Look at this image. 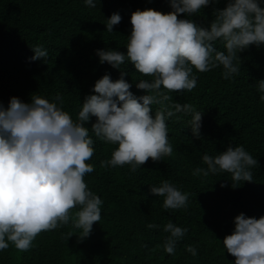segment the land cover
<instances>
[{
  "label": "trees",
  "instance_id": "obj_1",
  "mask_svg": "<svg viewBox=\"0 0 264 264\" xmlns=\"http://www.w3.org/2000/svg\"><path fill=\"white\" fill-rule=\"evenodd\" d=\"M93 2L94 8L85 0H0V105L7 108L13 96L30 103L32 95L53 101L60 94L63 110L76 120L84 97L94 94L95 82L106 73L113 81L120 76V70L100 63L97 50L126 53L131 14L137 9L172 10L169 0ZM227 2H210L192 17L181 14V18L207 27L214 9L224 8ZM259 3L264 7V0ZM113 13L122 19L109 33L107 18ZM37 45L48 52L44 60L31 59L32 47ZM215 46L226 51L221 41ZM238 55L241 70L232 78H223L222 66L209 72L194 68L196 87L170 93L174 103L191 104L202 112L200 136L192 134L190 114H177L180 120L167 118L173 153L159 162L149 158L136 172L128 164L102 167L101 161L111 159L118 145L95 137L91 132L95 117L86 122L94 141V154L87 163L94 165V171L84 181L103 201L100 221L83 240L82 230L74 229L70 219L67 225L41 232L28 251L9 243L0 251V264H234L235 257L223 246L224 237L235 229L234 218L241 212L247 217L264 216V93L256 86L264 80V44L250 45ZM121 70L127 71L130 91L144 95L136 83L152 77L138 73L127 60ZM158 107L152 106L153 116ZM239 145L258 161L251 169L252 182L233 187L230 173L193 175L195 169L207 168L205 154L215 157L228 146ZM164 180L189 194L186 209L166 210L164 198L150 192L151 186L158 187ZM168 222L188 229L174 254L164 251L170 233L163 229ZM149 224L158 227L150 229ZM189 246L196 255L187 251Z\"/></svg>",
  "mask_w": 264,
  "mask_h": 264
},
{
  "label": "clouds",
  "instance_id": "obj_2",
  "mask_svg": "<svg viewBox=\"0 0 264 264\" xmlns=\"http://www.w3.org/2000/svg\"><path fill=\"white\" fill-rule=\"evenodd\" d=\"M169 2L172 10L167 13L148 8L131 14L126 53L97 50L100 63L120 70V76L113 81L106 73L98 79L94 94L84 97L76 120L63 110L60 94L53 101L32 95L30 103L13 96L7 108L0 105V251L9 243L21 252L28 251L41 232L67 225L70 219L74 229L82 230L79 238L83 240L100 221L103 201L84 181V176L94 171V165L87 163L94 154V141L85 126L92 117L96 118L91 124L95 137L118 145L111 159L101 161V166L128 164L130 171L136 172L149 158L159 162L172 155L167 118L180 120L177 114H190L192 134L199 138L202 112L191 104L174 103L170 95L196 87L193 69L209 72L222 66L223 78L230 79L241 70L238 54L250 45L264 44V7L259 0H228L224 8L214 9V19L207 27L181 18V14L192 17L219 0ZM85 4L96 7L93 0H85ZM121 19L118 13L108 17L107 32H113ZM217 41L226 51L217 50ZM32 49V60L47 58L42 46ZM126 60L141 75L152 77L136 83L144 95L130 91L127 71L121 70ZM256 86L264 93V80ZM153 105H159L154 116ZM203 162L207 168H197L193 175L230 173L233 187L252 182L251 169L258 164L242 145L228 146L215 157L205 154ZM150 192L164 198L166 210L187 208L189 194L167 180L158 187L151 186ZM234 222L233 233L223 239L224 248L235 257L234 264H264V216L247 217L241 212ZM156 227L148 225L150 229ZM163 230L170 233L164 251L174 254L177 241L188 229L168 222ZM187 251L196 255L192 246Z\"/></svg>",
  "mask_w": 264,
  "mask_h": 264
}]
</instances>
